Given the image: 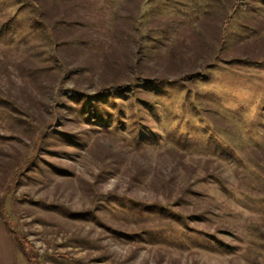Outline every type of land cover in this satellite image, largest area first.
I'll return each mask as SVG.
<instances>
[{
    "label": "rangeland",
    "instance_id": "rangeland-1",
    "mask_svg": "<svg viewBox=\"0 0 264 264\" xmlns=\"http://www.w3.org/2000/svg\"><path fill=\"white\" fill-rule=\"evenodd\" d=\"M133 76L174 80L110 96L93 125L57 92ZM0 92V201L41 264H264V0H0ZM7 234L0 264H27Z\"/></svg>",
    "mask_w": 264,
    "mask_h": 264
},
{
    "label": "trees",
    "instance_id": "trees-1",
    "mask_svg": "<svg viewBox=\"0 0 264 264\" xmlns=\"http://www.w3.org/2000/svg\"><path fill=\"white\" fill-rule=\"evenodd\" d=\"M238 4L242 5V3L232 4L230 9H229V14H227L225 17H223V21L221 24V30H220V37H217L218 40H215L213 45H215L217 47H220L223 45V42H224L223 39L225 36L226 27H227L231 17L235 13ZM215 42L219 43V44L216 45ZM55 65H56V63H55ZM207 65H208V63H206L204 66H207ZM20 66H22V65H20ZM57 66L60 69V73L65 72L66 70L75 71V69H71V68L67 69L64 66H62L61 64L60 65L57 64ZM21 70H25V72L27 74H29L31 77H33L34 79H36L37 76H40L42 74H46L48 71L47 68L38 67V66H22ZM198 75H199V71L194 68L190 71H187L185 73H181V74L177 75L176 80H192ZM169 80H174V79H172L171 77H165V76L164 77L163 76H161V77L133 76L129 81H127V83H125V82L119 83L118 82V83H112L109 85H100L97 88L95 94H93V95H85L82 93V91L78 90L75 87L67 88V87H63V86H57V92L60 94H64L68 97L75 98L76 99L75 103H74L75 105H73V106L68 105L69 111L77 114L78 116L81 115L91 125H93L95 122H104L106 120L104 117V112L102 110L103 109L102 102L105 101L110 96H114V95L118 94V95L134 97V96H136L137 88L140 85L143 87H147V86H150L156 82L157 83H160L163 81L168 82ZM91 97L93 99H91ZM5 98L6 97L3 96L0 92V106H3L4 104L9 105V106H11L12 104L15 105L14 102H12L11 100H9L7 98L9 100L8 101ZM55 105L56 104L51 105L52 111L54 109V111L52 112V118L45 124L44 129L40 130L38 132L37 137L34 138L35 141L33 140L34 151L39 150L45 144H48L49 143L48 142L49 137L54 136L53 134L57 133L56 129L54 127V125H55L54 122L56 121L57 115H58L57 111L55 110ZM76 105L78 106V108L76 107ZM106 113L110 116V114L107 111H106ZM21 123L26 125V127H24V131L27 132L30 136L33 132L35 134L36 128L33 127L32 123H30V121H29V123L18 122L16 124H14V126H16V125L19 126V125H21ZM60 134L67 137V139H71V136L68 135L66 132H61ZM72 140L75 141V139H72ZM134 142H135V145H137L136 147H139L140 142L137 140H134ZM34 157H35V152L32 155V157H27L26 159L21 161V163H19L18 165H16L12 169L10 176L8 177V181L5 185L4 191L5 190L8 191L11 188H13L12 186L15 185L20 174L23 173V171H25L27 169V167H29V165H31V163H33ZM51 165L53 167H55L56 169H58V171H63L61 167L55 166L53 164H51ZM103 197L106 199L108 197V195H103ZM30 201L33 202L32 200H30ZM85 214H88V213L82 212V211H74V212H71L70 215H72V216H83ZM0 219L2 220L4 226L7 229V231L9 232V234L13 237L14 241L17 244L19 252L21 253L22 256H24L27 264H41L40 255L35 252L36 250L34 248L31 247L30 243L26 239V236L21 235L20 233L14 232L12 224L10 225L9 222H7L6 215L4 214V208H3L2 200L0 201ZM139 221H142L143 224H145L148 220L147 219H141Z\"/></svg>",
    "mask_w": 264,
    "mask_h": 264
},
{
    "label": "crops",
    "instance_id": "crops-1",
    "mask_svg": "<svg viewBox=\"0 0 264 264\" xmlns=\"http://www.w3.org/2000/svg\"><path fill=\"white\" fill-rule=\"evenodd\" d=\"M0 226H1V228L2 229H4L5 231H6V234L7 233H9L8 231H7V229L5 228V226H4V224H3V222H2V220L0 219ZM8 235V234H7ZM10 235V234H9ZM11 257V262H12V264H16V257L17 256H10Z\"/></svg>",
    "mask_w": 264,
    "mask_h": 264
}]
</instances>
